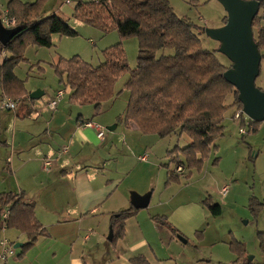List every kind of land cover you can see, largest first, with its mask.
I'll use <instances>...</instances> for the list:
<instances>
[{
    "label": "trees",
    "instance_id": "trees-1",
    "mask_svg": "<svg viewBox=\"0 0 264 264\" xmlns=\"http://www.w3.org/2000/svg\"><path fill=\"white\" fill-rule=\"evenodd\" d=\"M47 2L8 0L6 4L9 17L17 21L15 28H21V32L5 46L0 42V54L2 51L8 54L0 65V81L3 94L18 101V104L30 99L24 87L25 81L15 73V68L25 60L27 43L33 41L39 46L51 47L53 34H78L63 17L57 14L44 16ZM73 16L104 32L118 30L121 38L137 36L139 55L137 66L131 68L123 44L119 42L104 50V61L97 66L78 55L61 59L55 69L61 82L66 76L64 84L71 89L70 102L93 104L99 110L103 103L116 96V83L128 73L125 88L130 97L120 120L127 125L134 123L141 132L161 138L173 134L188 136L190 142L186 147L178 145L168 151L170 163L174 164L168 170L169 182L179 180L180 175L175 172L178 165L201 171L212 151L218 147L215 141L224 135L228 108L243 109L236 87L224 78L230 66L217 57L218 49L206 48L199 37L203 27L178 16L169 0L80 1ZM226 21L227 17L224 24ZM253 30L264 59V22L259 15L254 19ZM258 123L251 121V131H256ZM189 175L188 172L185 176ZM205 204L214 216L222 213L219 203L206 201ZM254 206L257 208L259 203L253 198ZM0 207L2 214L9 210L7 228L17 229L27 236L20 257L40 237L48 235L46 227L36 216L35 202L29 201L25 193H1ZM139 211L132 206L112 215V242L125 235L126 220ZM153 219L179 234L167 217L154 216ZM258 234L264 252V231ZM231 245L240 256L232 264H256L254 260L241 259L246 249L244 243L234 240ZM131 262L151 264L143 255L132 258Z\"/></svg>",
    "mask_w": 264,
    "mask_h": 264
},
{
    "label": "rangeland",
    "instance_id": "rangeland-1",
    "mask_svg": "<svg viewBox=\"0 0 264 264\" xmlns=\"http://www.w3.org/2000/svg\"><path fill=\"white\" fill-rule=\"evenodd\" d=\"M78 1L71 0L68 3L67 0H52V3L56 5L65 3L64 12L65 16L69 17L70 23L68 22V24L78 34L76 36L53 34L51 47L39 46L33 41L28 42L24 48L25 60L21 61L15 68L18 78L25 81L24 87L27 92L31 91L33 93L37 90L44 92L41 97L35 99L36 108L39 110L50 112L48 104L53 99V94L59 89H65L62 84L66 83V76H64L65 81L61 82L60 76L55 69V65L61 59H70L78 55L92 65L97 66L104 61V50L122 42L130 67L134 68L137 66L139 55V39L137 36L121 38L118 30L104 32L99 27L76 19L73 13ZM1 2L3 4L0 8L3 9L6 1L2 0ZM169 2L178 16L190 19L194 23L201 25L203 29L221 27L224 25L225 17H227V11L218 0H169ZM199 37L206 48L210 50L219 49L220 43L208 37L204 30L199 33ZM5 53V51H2L0 54V65L4 61ZM217 57L223 64L232 65L230 59L223 53L217 51ZM262 65L264 64L262 63ZM260 73H262V66ZM262 74L256 80L258 87H260L262 82ZM128 78L129 74L127 73L118 80L116 83V97L104 103V105L109 106L108 109L112 107L118 113L119 118L123 117L130 97L129 91L125 88ZM2 93L3 85L0 81V94ZM69 94L66 89L63 97V99H66L65 102L70 101ZM65 102L61 100L60 103L63 105ZM72 106L78 110L84 106L83 110H81L84 114L94 111V106L90 104ZM236 111L237 109L233 106L226 111L224 135L215 141V144L219 147L212 151L210 160L203 167V172L195 170L193 176L191 173H189V176H185L186 174L180 175L179 180L168 181V170L171 168L168 151L178 145L185 147L186 143L190 142L187 135L180 137L173 134L169 137L161 138L155 134L141 132V135L133 136V139L138 142L137 147L141 144L142 135L146 137L145 139H148L149 142L146 143V146L150 148L148 149L149 161L157 164L155 168L158 174L161 169L165 170L163 171L162 185L156 188L158 193L161 194V203L159 201L157 205L153 206V212L159 214L156 216L164 217L166 215L168 222L180 232L175 234L169 227L165 226L167 232L161 233V237H157V241L164 249L163 254L172 256L170 258L172 262L167 264H230L233 260L240 257L232 249L231 243L234 240L241 241L245 245L246 249L241 259H252L256 264H264L263 251L258 237V233L264 231V129L256 140L254 136L258 134L257 131H251L250 135L243 136L239 132L240 126L238 122L233 119ZM35 113L36 111L34 110L32 114L29 112L27 116L21 117L15 115V111H12L11 113L6 112L4 117L2 116L1 122L6 124L7 129L1 133L0 140H8L10 143L7 147L0 146V194L16 192L15 189L18 187L16 178H10L11 161L13 160H11V156L13 154V156L20 157L12 151L13 142L11 143V141H13L14 131H30L36 134L33 141L36 144L42 140L43 134H46L44 133L45 127H40L43 124L40 119L38 125L36 124ZM92 120L98 123L94 119ZM98 124L105 127L106 132H109L106 125ZM258 125L264 126V121L259 122ZM126 128L127 125L121 123V127L117 132L128 133ZM129 135L132 136V133ZM252 135H254V138ZM36 144L34 146H37ZM35 153L37 151L33 152L32 155ZM256 153H259V157L256 156ZM137 155H139V152ZM222 159L225 160L222 168H220L219 161ZM237 161H240V163ZM139 163L141 162L139 161ZM39 168L41 169L40 162ZM156 170L150 176L153 179L156 177ZM135 172L143 174L144 170L140 166L135 169ZM24 178L21 180H24ZM137 178L127 180L125 183H134ZM158 181V179L157 181L153 180L155 183ZM225 184L233 186L232 190L230 187V196L226 200H224L225 197L220 192ZM132 191L137 190L131 189L129 194H132ZM253 198L254 202L256 199V202L259 203L257 208L255 206L252 207ZM170 201L171 203L169 204ZM185 201L201 204L205 208V222L201 224L199 231L191 236L188 235L189 231H187L188 233L182 229L181 231L179 226L168 217V213L172 212L177 204ZM206 201L220 203L222 205V213L214 216L208 205L205 204ZM157 202L158 196L155 197L154 203ZM130 205L131 202L129 200L128 206ZM193 208L196 215H198V208L196 206H193ZM178 215L177 213L175 216L177 217ZM2 218L0 216V240L7 238L10 241H16L18 237L17 229L7 228ZM53 218L55 219V225H49L51 232L54 234L53 244H44L40 256L35 257L37 252L34 249L39 246V239L23 255V258H26L31 251H34L31 255V257H35L33 260L29 259L28 262H23L17 256H13L8 264H70L69 255L72 249L74 252L86 250L89 264H106L103 261L105 260L104 253L113 247L116 242L106 240L100 245L88 247L85 246L84 240L86 230L92 226V229H97L99 221L90 219L83 224L73 223L65 227L59 226L57 215L51 214V218L46 222H51ZM173 219L177 221L175 218ZM81 229L83 230L80 232ZM100 232L109 233L110 225L108 226V231L107 227L102 225ZM56 234L58 237H56ZM181 237H184L187 242H184ZM18 252L19 248L16 249V254ZM0 264H3L1 260Z\"/></svg>",
    "mask_w": 264,
    "mask_h": 264
},
{
    "label": "crops",
    "instance_id": "crops-1",
    "mask_svg": "<svg viewBox=\"0 0 264 264\" xmlns=\"http://www.w3.org/2000/svg\"><path fill=\"white\" fill-rule=\"evenodd\" d=\"M5 1L6 3L3 6L6 8L8 0ZM21 1L34 2L35 0ZM80 1L83 0H79L78 2ZM64 5V2L56 5L52 3V0H48L44 7V16L57 14L69 22V17L65 16ZM5 55H8L7 52ZM262 63L264 64V59H262L261 62L263 74L260 73V75L262 74L260 88L264 90V65H262ZM62 86H65V89H67L70 93L69 95H71V89L64 83ZM40 91L42 92V96L44 92L42 90ZM57 91L53 94V98ZM4 95L3 93L0 94V99ZM29 95H31V91ZM61 100L62 102L66 101V99L63 98ZM78 104L79 103L73 104L70 101L65 102L63 105L59 103L56 110H51L49 108L50 112H46L36 108L37 104L35 99L33 100L30 97V99L24 103L19 104L18 109L15 111V115L22 117L27 116L29 112L32 114L35 110L36 124L38 125L40 119L43 122L40 127L44 126V133H46L43 134L42 140L36 144L33 143L34 135L36 134L30 131H14L13 141H11V143L13 142L12 151L20 156L19 158L16 157V155L13 156V154L11 156V160H13L11 161L12 168L10 170V178H16L18 182V187L15 191L16 193H25L29 201L35 202L36 216L46 227L48 232L47 236L39 238V246L34 249L37 252L35 257L40 256L44 244H53L54 242V234L51 232L49 225L54 226L55 219L53 218L51 222H46L51 218V214L57 215L59 226L65 227L73 223L83 224L90 219L99 221V225L96 227L97 229H92V226L90 229L86 230L84 235L85 246L100 245L106 240L112 242L113 239L109 240L108 238L110 232H107V234L105 232H100L101 226L107 227L108 231V226L110 225L111 227L112 225V215L132 207V203L128 206L129 200L131 202V194H129V192L131 189H135L137 190L135 192L141 195L146 194L147 191H151L147 192L151 193L149 206L140 209L136 216L126 220L125 235L119 238L120 241L118 239L114 246L112 245L113 247L104 253L105 260L103 261H105L106 264H133L131 262L132 258L143 255L151 264L171 263L172 260H170V258L172 256L163 254L164 249L162 245L159 244V241H157V237H161V233L167 232L166 228L165 226L159 225L153 219L154 216L159 215L153 212V206L157 205L159 201L161 203V194L158 193L156 188L162 185L163 171L165 170L160 168L161 170L158 174L155 168L157 164H153V162L149 161L150 155L148 154V149L150 148L146 146V143L149 142L148 139H145L146 137L142 135L141 144L137 147L138 142L133 139V136L136 137L141 135V130H139L138 126L134 123L127 125L123 120H121L122 122L119 121L120 118L118 113L114 111L112 107L108 109L109 106L103 103L98 110L93 104H90L94 106V111L84 114V112L81 111L84 106L80 107L82 109L79 110L72 106H78ZM234 108L236 109V107ZM6 112L11 113L12 111L0 109V135L7 129L6 124L1 122L2 116L4 117ZM234 116L233 119L235 120ZM92 119L102 125H106L109 132H106L103 138L98 136L97 130L93 127L84 126L86 121H93ZM121 123L127 125L126 129L128 133L124 134L122 132H117L121 127ZM113 126H116V128L113 130L108 129V127ZM239 126L241 127L240 124ZM252 129L253 126L251 124V128L248 129L247 134H249ZM263 129L264 126L257 125L256 131L258 134H255V136L252 135V137L254 136L256 140L262 134ZM130 133H132V136L129 135ZM247 134L242 135L244 136ZM0 141V146H9L10 142L8 140ZM35 144L37 146H34ZM188 144L189 143H186V146ZM64 147H69V152L66 154L62 153ZM35 151H37V153H35L34 156L32 154ZM138 152L139 155H137ZM258 154L256 153L257 157H259ZM141 155L146 156L147 159L142 160L140 158L142 157ZM45 159H51L53 161L49 170H45L44 168ZM181 159L184 160L183 157ZM209 160L210 158L205 164ZM224 160L225 159L218 160L220 168H222ZM139 161L141 163H139ZM39 162L41 169L39 168ZM237 162L240 163V161ZM140 166L144 170L143 174L135 172V169ZM170 167L173 168L174 164H171ZM176 168L175 172L179 175H184L189 172L193 176L195 170H197L184 169L182 173H178ZM155 170L156 177L153 179V177L150 176L154 174ZM203 170L204 168L199 172H203ZM23 177H25L24 180H21ZM136 177L138 178L134 183H125L127 180H133ZM157 179L159 180L158 182H153V180L157 181ZM228 185L231 187L230 184ZM232 188L233 186L231 190ZM222 189L220 191L221 194ZM230 192L225 196L222 194L223 197H225L224 200H226V198L228 199ZM156 196H158V202L154 203ZM170 203L171 201L169 204ZM193 206L198 208V215L194 212ZM220 206L222 205L220 204ZM1 211L2 208L0 207V216L3 217ZM177 213L179 215L176 217L175 215ZM168 214L167 216L172 222L179 226L180 230L189 231L190 233H187L190 236L196 234L201 224L205 222V208L201 204L193 202H181ZM82 230L83 229H81L80 232ZM16 232H18L17 242L14 240L11 241L14 244H25L27 236L19 230ZM57 234L56 237L60 235ZM32 252L34 251H31L26 258H23V256L20 257L19 255L22 253L21 247L15 256L23 262H28L29 259L33 260L35 258L34 256L31 257L33 254ZM69 256L70 264H89L86 250L74 252L72 249ZM262 257L264 258V252ZM234 261L235 260H233V262Z\"/></svg>",
    "mask_w": 264,
    "mask_h": 264
},
{
    "label": "water",
    "instance_id": "water-1",
    "mask_svg": "<svg viewBox=\"0 0 264 264\" xmlns=\"http://www.w3.org/2000/svg\"><path fill=\"white\" fill-rule=\"evenodd\" d=\"M227 11L226 23L218 28H204L206 35L220 43L218 51L226 55L232 65L224 73V78L234 85L239 92V100L243 104L244 113L253 121H264V90L257 86L256 80L261 72L263 54L255 41L253 22L259 13L262 0H218ZM21 28H6L0 19V42L5 46ZM42 92L31 93L32 99L39 98ZM116 126L108 127L113 130ZM151 193L144 195L132 192L131 203L136 209L149 206ZM114 231L110 227L109 240ZM184 242L187 240L183 237ZM24 243H16V248ZM252 260V259H250Z\"/></svg>",
    "mask_w": 264,
    "mask_h": 264
},
{
    "label": "built area",
    "instance_id": "built-area-1",
    "mask_svg": "<svg viewBox=\"0 0 264 264\" xmlns=\"http://www.w3.org/2000/svg\"><path fill=\"white\" fill-rule=\"evenodd\" d=\"M71 0H67V2L69 3ZM2 6V2L0 0V7ZM258 15L260 16V18L262 19V22H264V0L261 1L260 4V9H259V13ZM0 19L3 23V25L8 28V29H13L16 27L17 25V21L14 18L9 17L8 15V10L6 8L1 9V15H0ZM66 93V89H60L59 91H57L55 97L49 102L48 106L51 110H56L58 108V105L61 101V99L63 98V96ZM18 102L6 95L2 96V98L0 99V109H4V110H10V111H16L18 109ZM235 120L238 121V123L241 125L240 127V133L241 134H247L248 133V129L251 128V121L252 119L249 118L243 111V109L238 110L235 113L234 116ZM242 123H245V125L243 126ZM84 126L86 127H93L94 129L97 130L98 132V136L100 138H103L106 134V129L105 127L99 125L98 123H95L91 120L86 121L84 123ZM69 152V147H64L62 149V153L66 154ZM142 160H146L147 157L146 156H142L140 157ZM53 161L51 159H45L44 160V168L45 170H49V168L52 166ZM176 171L178 173H182L184 171V167L182 165H178L176 168ZM230 190V186L227 184L223 187L222 189V194L225 196L228 194ZM3 219L6 223V220L9 217V210H6L3 214ZM7 227V226H6ZM0 248H1V252H0V260L3 262V264H8V261L10 260L11 257L16 255V247L15 244L13 242H11L9 239L5 238L0 240Z\"/></svg>",
    "mask_w": 264,
    "mask_h": 264
}]
</instances>
